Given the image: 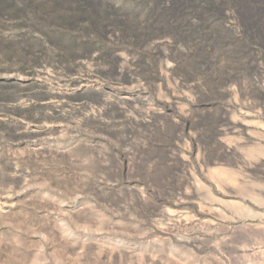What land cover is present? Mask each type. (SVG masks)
Segmentation results:
<instances>
[{
  "label": "rangeland",
  "instance_id": "1",
  "mask_svg": "<svg viewBox=\"0 0 264 264\" xmlns=\"http://www.w3.org/2000/svg\"><path fill=\"white\" fill-rule=\"evenodd\" d=\"M0 264H264V0H0Z\"/></svg>",
  "mask_w": 264,
  "mask_h": 264
}]
</instances>
